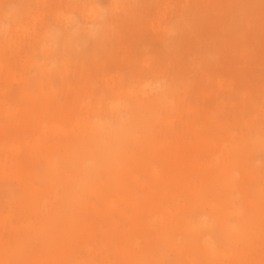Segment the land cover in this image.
Wrapping results in <instances>:
<instances>
[{"label":"rangeland","instance_id":"obj_1","mask_svg":"<svg viewBox=\"0 0 264 264\" xmlns=\"http://www.w3.org/2000/svg\"><path fill=\"white\" fill-rule=\"evenodd\" d=\"M90 1L100 7L114 5V10L105 23L102 37L99 40L90 38L83 40L81 48L75 49L74 52L62 48L56 53L55 50L50 51L49 57L51 54L53 56L48 61L55 62L57 67L53 68L50 74L49 79L52 82L49 83L48 78L44 77L43 84H40L37 80L39 70L30 62V58L35 56L39 59L45 54L39 53V46L43 43L50 47L59 45L61 36L59 33L45 39L44 28L50 27L52 31L58 33L60 23H64L66 19L71 23H87L89 20L82 14L85 1L0 0V10L17 12V16L8 22L5 39L9 38L7 36H12L13 31L20 24L26 30L12 48L6 47L0 38V59L3 60L0 66V143H10L14 140L24 160L20 169H15L11 165L0 167V248L4 247L0 249V262L26 264L32 257L48 251L50 253L42 255L49 256L51 260L46 261L41 255L43 264L54 263L57 260L67 264H85L82 260L91 259L85 246L95 249L100 243L108 253L110 246L118 243L106 240L105 235L112 233L116 235L118 231L110 227V221L99 212L101 201L117 199L123 203V207L130 206V203H124L121 199L119 184L115 183L121 179L129 183V174L120 179L109 178V175L117 171L116 168L119 166L127 167L141 182L155 183L156 188L154 186L151 188L152 193L154 192L153 198L157 196L167 200L170 197L172 182L168 183L163 179L164 185H162L159 177L156 176L154 180L153 176H147V165L144 162L140 164L138 157L152 141L151 148L154 154L148 160L163 175V167L157 157L167 150L165 147H160L162 142L164 141V145L168 147L176 142L179 151L185 156L187 143L195 138L191 130L186 131L183 128L186 118L175 109H164L160 119L155 118L152 112L140 110L137 113L133 138L126 140L122 136L123 142L114 165L98 171L91 180L87 181L88 191L84 190L74 194L73 197L70 185L78 181L80 174L71 169H67L66 172L61 169L72 168L64 163L69 160L68 157L76 146L88 139L91 133L87 130L83 134V131L73 127L75 119L69 123L61 122L62 132L53 134L50 131L45 134L46 151H31L27 141L18 135L21 133V127L19 130V127L15 128L8 123L4 114V111H7L5 109L10 107L14 113L23 110L21 108L27 110L26 118L30 123L28 134L31 138L37 131L35 119L44 110L40 107L45 101L44 93L56 95L55 103L51 98L48 102H53L54 105L62 102L61 105L68 106L67 108H71L74 104L79 105L84 100L89 101V109L80 110L81 119L95 114L111 122L113 120H109L106 116L107 103L112 99H119L121 108L128 107L129 103L128 99L118 92V87L113 86L112 81L105 80L106 77L115 74L127 79L145 77L150 74L151 68L161 71L162 75L182 74L180 67L191 68L192 63L198 62L203 68L194 65L195 72L186 75L189 79L187 89L190 90L187 100L197 109L196 114L188 117L201 127L197 134L208 137L213 142L212 146L205 147L201 154V157H207L204 160L206 164H209L214 156H218V163L230 161L232 155L228 154L229 152L234 150L235 153H239L250 145L247 152L243 150L244 152L241 151L237 155L236 161L231 160L232 172L230 169L228 171L232 176V180L229 179L231 190L228 188L224 190L227 196H231L230 202L244 212L242 218H247L248 226L237 235L231 234L227 242L230 251L225 258L212 259L203 254L198 238L192 241L188 253L185 255L177 253L176 245L179 241H184V235L175 230L168 236H162L152 249L157 250L154 255L158 254L156 257L158 264H212V262L264 264V0H221V3L216 5L221 10L215 13L211 10H202L197 3L191 1L185 3L182 0ZM163 1H169L170 4L164 21L170 27L165 30L168 31L166 34L161 32L164 31L163 29L160 31V26L153 19L155 7L157 8L158 3ZM127 8L130 10L128 11ZM35 14L38 15L36 21L31 19ZM19 31L17 35L22 34ZM232 37L237 40L232 41ZM245 47L249 50L248 55L243 56L246 63L239 58ZM143 60H149L151 68H141L140 63ZM63 61L69 64L68 72L61 67ZM217 71L226 74L224 79L231 82L233 91H246L244 109L235 107L237 100L235 92L223 93L224 95H221L217 102V99L198 95L199 89L210 87V84H205L202 73ZM78 74L88 75L92 80V88L87 87L83 93L77 95L76 89H71L69 94L73 97L65 93L63 97V91H67L69 87L67 81ZM65 78L68 80L65 81ZM156 81L158 82L159 79ZM160 82L164 84L162 80ZM158 85L160 86V83ZM217 104H224L230 109H216ZM260 108L262 109L259 110ZM208 112L216 116L218 124V126L214 124L210 126L209 130L202 127L209 120ZM120 113L126 118L123 109H120ZM140 116L141 119L138 121ZM245 121L247 126L242 124ZM222 133L225 136H221ZM259 141L263 142L262 145ZM220 145L222 147L225 145L224 150ZM49 156L56 163L57 161L61 163L59 167L56 165L57 169L48 163ZM83 163L85 166L91 165L90 158H85ZM193 166L195 165L190 167ZM141 170H144L145 176L140 172ZM59 172L67 173L65 176L67 181L59 176ZM190 177L187 176L180 183L197 187L196 191H199L198 194L203 200L213 198L217 188L205 194L201 186L197 185L199 179L203 186L208 185L212 178H207L205 175ZM133 191L139 199L150 201L147 189L133 185ZM179 196L174 195L169 203L177 202L183 205V200L187 202L185 210L181 213L182 217L187 219L197 216L209 217L208 207L203 204V200L199 198L200 201H195L187 193ZM219 197L220 207L228 208L224 215L228 214L229 223H234L235 212L230 211V206L225 203L223 195L219 194ZM156 208L157 206L151 205L141 210L144 212V218L141 217L139 223L149 225L147 229L149 234L155 233L154 230L161 232L160 220L154 222L161 208ZM125 213L130 216L131 210L126 209ZM91 222L106 228L100 233L89 234L88 225ZM119 223L123 230L129 231V238L131 236L140 238L138 241L143 247V237L140 236L137 226L133 225L130 229L127 221H119ZM219 230L220 225L213 223L212 232ZM129 242L130 239L119 244L125 249ZM6 247L14 250H8ZM4 249L8 251L5 255L1 254ZM106 257L108 260L111 259L110 255ZM94 259L99 261L98 257ZM106 259L104 262L108 264ZM134 263L135 261L131 262Z\"/></svg>","mask_w":264,"mask_h":264},{"label":"bare ground","instance_id":"obj_2","mask_svg":"<svg viewBox=\"0 0 264 264\" xmlns=\"http://www.w3.org/2000/svg\"><path fill=\"white\" fill-rule=\"evenodd\" d=\"M71 1L76 2L78 0L76 1L71 0ZM84 1H85L84 4L86 5L84 6L83 4L84 8L82 9L83 10L82 14L89 20L90 14H94L97 10V8L94 7V5L98 7L100 6L97 5L96 3L95 4L92 3L90 0H84ZM182 1L185 3H188L190 1L193 3H197L202 10H211L212 13L221 10L219 7H216V5H219L221 3V0H182ZM113 3L115 4V2ZM169 7H170L169 1H163L158 3L157 8L155 7V10L153 12V16H154L153 19L160 26L159 28L160 31L161 29L164 30L161 31L164 34L168 33V31H165L166 29H170V27L167 26V24L164 22ZM128 9L129 8H127V10ZM16 13L17 12L13 10L12 11H6L4 9L0 10V38L5 43L6 47L10 46L12 48L13 46H15L19 38L22 37L24 33H26V30L24 29L23 25L20 24L15 29V31H13L14 33L12 34V36H7L9 38H7V40L5 39L7 34L6 32L8 30L7 29L8 22L10 20L12 21L14 16H17ZM37 17L38 15L35 14L32 16L31 19L36 21ZM60 24L61 26L59 27L58 33L52 31L50 27H45L43 31V37L45 39L46 38L48 39L50 36L54 34L61 33L59 45H57L56 47H50L49 45L43 43L39 46V53L41 55L44 53L45 54L43 56H40L39 59L36 58L35 56H32L30 58V62L36 65L39 70L38 72L39 75L37 80L39 81L40 84H43L44 80L42 78L44 77L48 78L49 83H51L52 80L49 79L50 74L53 71L52 69L57 67V64L55 62L48 61L53 56V54H51V56L49 57L50 51L55 50L54 53H56L58 49L62 48L70 52H74L75 49L80 47L83 40L89 38L88 35L81 30V25H83L84 23L83 24L79 22L71 23L70 20L66 19L64 23L61 22ZM161 25L163 26L161 27ZM230 26L231 25L229 24V27ZM18 30H20L19 32H22L21 35H17ZM102 35L100 36V38L102 37ZM100 38H98V40ZM234 40L237 39H235L234 37L232 41ZM241 52L242 54H240L239 58H241L244 61V63H246V59L243 56L245 55L247 56L249 50L247 47H245L242 49ZM148 61L149 60H143L140 63V67L144 69H149V67L151 68V65L149 64ZM2 62L3 60L0 59V66H2L1 64ZM194 65L195 67L203 68V66H201L197 62L194 64L192 63L191 68L189 67L184 68L178 65L177 68L180 67L182 74L180 73H177L175 75L166 74L167 75L166 76V75H162L161 71H157V70L155 71L151 68L152 70L149 69L150 74L145 77H134L132 79H127L117 74H115V76L106 77L105 80L112 81L113 86L118 87L119 89L118 92L122 94L124 98L128 99V103H129L128 107L124 106L122 108L120 107L121 102L119 99L118 100L112 99L107 103V106L105 107L107 109L106 116H108L109 120L110 119L113 120L111 122L104 120L105 118L103 117L99 118V116L95 114H92L90 117L88 116V118L81 119L80 110L89 109V101L81 100L82 102L80 101L81 103L79 102L80 103L79 105L74 104L71 108H67L68 106L66 107L62 106L61 105L62 102L59 103L57 102L58 100L56 101L57 103L55 105L53 104L56 98L55 94L51 95L50 93H44L45 101L40 106L42 107L41 109L44 110L35 119L37 123L36 126L37 131L34 134L33 138H31L30 135L28 134L29 132L28 130L30 129L28 127L30 126V123L26 118L28 113L27 110L21 108L23 110L14 113V110L10 109V107H8V109H5L7 111H4V114L8 119V123L10 125H13L15 128L19 127V130L22 129L20 134L17 133L19 131H17L16 133L27 141L31 151H37V152L39 150L46 151L47 144H46L45 134L50 131H52L53 134L54 133L58 134L62 132L63 130L61 129L60 124L64 122L69 123L72 119H75L72 125L73 127H77L78 129L83 131V134H85L87 130L91 133L88 139L84 140L80 145L76 146V149L72 151L73 153H70L68 157L69 160L64 163V165H69L72 168L63 167L61 169L65 172L71 169L73 171H77V173L80 174L78 181L74 183V185H70L71 186L70 192L73 197L74 194H78L80 192H83L84 190L87 192L88 191L87 188L88 186H86L87 181L91 180V177H94L98 171L105 169L107 166L112 165L116 161L117 155H119L120 152L119 150L120 146L123 142L122 136H124L126 140H130L133 138L134 135L133 131L136 125L135 123H136L138 111L146 110L147 112H152L155 118L160 119V115L164 109H175L177 112H179V114L184 115V117L186 118V120L184 121L183 128H185L186 131L191 130L195 138L187 143L188 149L186 151L185 156L181 151H179V145L175 144L176 142L172 143L169 147L164 145V141L162 142L160 147L161 148L165 147L167 150L163 155L160 154L157 157L160 159V163L163 167L162 170L163 175L160 174L157 168L152 166L148 160L149 157H151L154 154V151L151 148L152 141H150L149 145L147 146V149L141 152L140 156L138 157L140 164L144 162L147 165V174L145 173L147 176H153L154 180L155 177L157 176L160 178L162 183H163V179H166L168 183L172 182L170 183L171 186L170 197L167 200H165V198L162 199L157 196L156 198H153L154 192L152 193L151 188L152 186L155 185V183L150 184L148 182L147 183L141 182L139 178L134 175L133 171L132 170L129 171L127 167L121 168L119 166L118 168H116L117 171H115L112 175H109V178L119 177L120 179L121 177L124 178L127 174H129L130 177L129 183L125 182L124 179H121V181L119 182L116 181L115 183L119 184V190L122 193L121 199L124 201V203L126 202L128 204L130 203V206L123 207L122 205L123 203L120 202V200L117 201V199L116 200L106 199L101 201L99 212L105 215L108 221H110L111 223L110 227L118 231V234L116 235L115 233H112L111 235H105V239L109 241L111 240L112 242L118 244L117 245L112 244V246H110L109 248L108 253L104 250V247L101 243L98 246H95V249H92L88 245L85 246V250L87 251V254L91 256V259L87 258L86 260H82L85 264H106L104 262V260L107 258L106 255L111 256V259L109 260L106 259V262L108 260V264H131L132 261H135L134 264H147V262L149 264H158L156 259V257H158V254L154 255V252H157V250L154 251L152 247L153 245H155L157 241H159V239L162 238V236H168L174 230L177 231L179 234L182 233L184 235V241H179L176 245L177 253L181 255H185L186 253H188V249L191 247L192 241L195 238H198L201 247L203 249L202 252L203 254L209 256L212 259L225 258L230 251L229 244H227V242L228 240H230L231 234L237 235L248 226L247 218L246 217L242 218V216H244L243 215L244 212H241L238 206H234L230 202L231 196H227L224 190L226 188L228 189L231 188L230 187L231 181H229V179H231L232 176L228 172L229 169L231 171V169L233 168L232 167L233 162L231 160L236 161L237 155L243 150L247 152L248 150L247 148H249L250 145L246 146L239 153H235L234 150L229 152L228 154L232 155L230 161H224L218 163V156H214L209 164H206L207 162L206 163L204 162V160L207 157L205 158L201 157L202 151L205 149V147H211L213 142L208 137L206 138L204 136H201V134L198 135L197 132L201 127L199 126L198 123H196L194 120H190L188 117L192 114L197 113V109L194 108V106L191 105L190 102L187 100L190 90L187 89L189 87V79L188 76L186 75L190 74L191 72H195L196 68L194 67ZM68 66H69L68 62L63 61L61 67L65 69L67 72H68ZM242 67H244V65ZM108 74H106V76ZM225 75L226 74L220 71L202 73V78H204L206 82L205 84L207 85L210 84V87L209 88L205 87L203 90L202 88L199 89L197 92L198 95L203 97L205 96L206 98L209 99L211 98L214 100L217 99L216 100L217 102L220 96L224 95L223 93L230 94L231 92H235L237 97V100L235 102V107L241 110L244 109L246 104L245 103L246 91L244 92L235 91V90L233 91L230 85L231 82H228L227 79H224ZM156 79H159V81L157 82ZM67 80L68 79L65 78V81ZM161 80L164 82V84H161L162 83L160 82ZM67 83L69 87L67 91L66 90L63 91V94L65 93L68 95H71L69 94V91L71 89H76L75 92L77 95L78 93L80 94L83 93L87 87L92 88L93 85L92 80L89 78V76L84 74L81 75L78 74V76L73 77L71 80L67 81ZM159 83L160 86L158 85ZM54 92L55 93L57 92L56 88ZM65 94L63 95V97H65ZM71 96L73 97V95ZM225 96L226 99H228L227 95ZM50 98L53 102H48ZM217 105L218 106H216V109H230L226 107V105L224 104L222 105L217 104ZM120 109H123L126 118L121 116ZM261 109L262 108H260L259 110ZM87 111H85L86 114ZM208 117L209 120L204 124V126H202L203 129L206 128L207 130H209L210 126H212L213 124L218 126L215 115L208 112ZM140 119L141 116L138 118V121H140ZM242 124L244 126L248 125L246 121L243 122ZM221 136H225V134ZM105 140L106 142H104ZM260 143H261L260 145H262L263 142L261 141ZM221 148L224 150L225 145H223V147L221 146ZM18 150L19 147L15 145L14 140H11L10 143L9 142L5 144L4 142L0 143V167L4 168L6 165H11L15 167V169L17 168L20 169L23 166L24 160H23V156L20 155ZM87 157L90 158L91 165L85 166L83 161ZM48 163H50L53 166V168L55 167L56 169L61 164L59 163V161H57L56 163V161L50 156L48 157ZM56 165H58V167ZM192 165L195 166L190 167ZM188 168L189 170H187ZM65 172L63 173L59 172V176H62L64 178L63 180L67 181V179L65 178L67 173ZM140 172L145 176L144 170H141ZM164 174H166V176H164ZM201 175H205V177L207 178H212L210 179L208 185L203 186V183L200 181V179L198 181L199 183H197V185L199 184V186H201L200 188L204 190L205 194L206 192H209L214 188H217L216 189L217 191L215 192L213 198H211L210 196L211 199L208 200L201 199L203 197L199 196L198 194L199 191H196L198 189L197 187L189 186L187 183L186 184L180 183L184 179H186L187 176L196 178V176H201ZM168 183L166 184L167 186ZM133 185H135L140 189H147L150 195L149 196L150 201H144L142 199H139L137 196H135L133 191ZM162 185H164V183ZM184 193H187L188 195L192 196L191 198L195 201L203 200V204L204 205L206 204L208 207L209 217L202 218L201 216H197L194 217L195 219L191 218L192 220L184 218V216L182 217L181 213L183 210H185L186 208L185 206L187 202L183 200L182 201L183 205H180L177 202L169 203V200H171V198L174 195L180 197L179 195ZM217 193L223 195L225 203L230 206V211L235 212L233 214L235 215V220L233 221L234 223L232 222L229 223L230 217L227 218L228 214L224 215V213L228 211V208L226 206L220 207L219 205L220 197L219 194ZM257 195L258 193L256 194V197ZM73 197H71V200ZM187 198L189 199V197ZM151 205L157 206L156 209H158V207L161 208L159 215L154 218L155 220L154 222L160 220L161 232L160 230H154L155 233L153 234L148 233L147 229L149 228V225L147 223H139L140 218L141 217L144 218V212L141 210H143L144 207L146 209L147 206H151ZM126 209L131 210L130 216L126 215L125 213ZM119 221H127L128 224L130 225V229L132 228L133 225L137 226V228L140 231L139 232L140 236L143 237V247L140 246V243L138 241L140 238L135 236H131L129 238V231L123 230L121 228ZM213 223H218L220 225L219 232L218 231L212 232ZM88 228H89L88 230L89 234H96L97 232L100 233L103 230V228L106 227L96 222H91L88 225ZM129 239L131 241L129 242L130 244L128 245L127 248L123 249V247L120 246L121 244L120 242L123 243ZM3 248L4 247L0 249ZM6 248L8 250H12V251L14 250V248H9V247ZM7 252L8 251L4 249V252H2L1 254L5 255ZM43 253H50V252L46 251ZM42 254L39 253L40 256L32 257L31 260L27 261L26 264H43V261L41 260ZM42 256L46 261L51 260L49 256H44V255ZM95 257H98L99 261L95 260L94 259ZM0 264L2 263L0 262ZM49 264H67V262L57 260L54 263H49ZM212 264L214 263L212 262Z\"/></svg>","mask_w":264,"mask_h":264},{"label":"clouds","instance_id":"obj_3","mask_svg":"<svg viewBox=\"0 0 264 264\" xmlns=\"http://www.w3.org/2000/svg\"><path fill=\"white\" fill-rule=\"evenodd\" d=\"M94 14H90L89 21L86 24L81 25V30L84 31L91 40L98 39L104 31V26L107 18L112 13L114 6L105 5L104 7H98Z\"/></svg>","mask_w":264,"mask_h":264}]
</instances>
